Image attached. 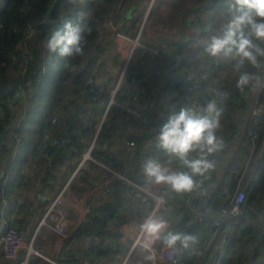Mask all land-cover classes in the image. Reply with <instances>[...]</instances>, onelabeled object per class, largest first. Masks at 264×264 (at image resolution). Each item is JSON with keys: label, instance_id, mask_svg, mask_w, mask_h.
Instances as JSON below:
<instances>
[{"label": "crops", "instance_id": "1", "mask_svg": "<svg viewBox=\"0 0 264 264\" xmlns=\"http://www.w3.org/2000/svg\"><path fill=\"white\" fill-rule=\"evenodd\" d=\"M139 1L144 6V11L136 34L129 35L120 30L121 33H119L106 23V29L111 34V41L104 43L101 47L102 51H99L95 56V58H100L99 69L96 73L97 81L109 91L115 86L124 64V58L133 46V38L138 36L140 30V45L136 46V49L145 47L149 50V47H160V52L156 55V58L150 60V64L142 68L146 75L141 80L150 79L149 86H152V94H141L142 101L136 102L135 106L128 104L130 108L138 109L140 114L126 109L129 114L118 115L110 129V137L104 144L109 154L120 158L121 163L117 168L134 180H140L144 176L142 167L145 162L144 155L160 130L161 106L171 99H176L178 100L174 112L176 113L185 104V95L182 96L181 94L182 91H185L184 84L179 83L176 88L173 86L176 74L172 62L179 50L175 41H185L189 36H196L195 34L199 37L201 35L199 33L202 32L203 28L208 30L199 39L200 44L203 46L213 34L209 26L213 24L215 29L218 27L224 9L231 2V0ZM129 2L130 5L117 18L118 20L113 19L119 28L120 21L123 23L126 19H132L134 16L136 6L131 3V0ZM197 17L201 18V23L196 22ZM260 43L264 46V42ZM191 52L189 55L192 57L190 66L196 72H200L210 65L211 58L203 54L202 47H197ZM261 60L264 62V58H261ZM51 62L48 66L49 69L52 68ZM156 73L159 75H154ZM260 75L262 82L258 85V88L262 89L264 86V72H260ZM56 77V69L51 78L48 79L45 78V74L39 72L33 80V96L28 98L27 92L23 91L15 98L16 104L13 111L17 118L24 115V119L21 122L19 137L12 153V164L1 170L8 171L10 175L9 183L5 187V216L18 227L26 228V237L30 240L39 227L41 217L46 213L52 201L65 188L59 206L74 224V229L68 238L61 239L56 231L49 226H41L35 245L45 254L51 257H60L65 264H169L167 261L157 263L159 259L163 258L165 252L161 242L157 241L154 249L150 250L144 248L141 244H136L134 241L140 232V224L151 212L152 204L145 202L130 183L112 177L111 170L107 166L109 156L98 159L93 155L94 159L89 166L77 171L80 161L78 153L72 150V154L69 156L65 151L64 161L53 167V170L56 169L53 171L56 176H49L46 179L49 161L46 162L45 160L44 164L41 161L44 155L35 154V148L31 149V146L37 135V130L43 125L44 117H41L40 113H47L51 107ZM45 80L47 82L44 84ZM140 84L139 81L132 86L134 93L139 90ZM260 93L261 90L252 92L245 89L243 95L249 98L250 105L236 115L232 121L235 126L234 129L223 136L225 147L220 151L222 158L215 168L210 169L208 172L209 195L211 197L216 193L223 195L224 187L231 188L234 184H236L235 189L240 187L247 190L248 185L255 180L258 171L262 167L264 144L259 145L249 163L251 144L246 137L250 124L251 109ZM210 95L212 100H217L211 93ZM72 96L74 97V95ZM151 98L156 102L155 106L150 104L149 100ZM80 103L84 105L82 117H90L97 110L100 112L98 124L93 131L82 132V126H76L75 131L79 137V146L77 147L85 152L91 144L97 142L104 115L103 106L92 102L85 87L76 104L70 110V120ZM217 103L219 104L220 101L217 100ZM55 114L59 117L58 113ZM62 122V117H59L56 121H53L52 118V125L46 130L50 138L45 139L43 135L44 143L55 146L52 138L65 136L68 126L61 134ZM128 124L132 125L130 130L127 128ZM263 132L264 128L262 134ZM130 136L135 139L136 145L128 143ZM11 137L13 138V136ZM43 147L45 152L46 145ZM192 155L196 156L195 153ZM46 157L51 161L52 156L50 154H47ZM208 158L210 159V156ZM160 160L164 163H173L174 171H186L187 169L178 158L171 156L164 150ZM247 164L249 166L246 169ZM232 166H236L238 171L231 173L230 168ZM90 167L93 168L91 171L92 176L87 174ZM193 195L194 193H176L170 186L169 196L178 202H184V207L172 205L158 210V216L164 218L167 222L165 233L172 230L179 231V221L184 210L195 208L197 211H202L199 204L200 206L204 205V200L200 198L197 206L193 201ZM2 204L3 201L0 197V212ZM118 205H121L120 209H118ZM105 208H112L113 210L112 217L108 222H105L102 213ZM242 222L244 224L240 223L233 227L232 243L230 248L227 249L229 254L226 256L229 258L224 259L222 264H228L236 254H242L244 251L257 261H261L264 256V249L260 241L264 233V213L260 214L254 211L244 213ZM239 225L248 226L249 228L245 232L239 231L236 233ZM224 234L225 232L221 231L219 238L210 246L208 251L210 253L202 257L205 264H211L214 255L221 251V238L223 239ZM194 237L195 242H190L187 249L181 247L178 250L181 255L191 247L207 248L212 239V231L205 226H199ZM91 239H97V244L92 249L88 247ZM200 239H202L201 242H199ZM216 242L220 244V247L215 246ZM149 255L155 256L154 262L145 259ZM34 260L37 264H52L45 257L39 255L34 256ZM3 261L4 255L0 252V264Z\"/></svg>", "mask_w": 264, "mask_h": 264}, {"label": "trees", "instance_id": "2", "mask_svg": "<svg viewBox=\"0 0 264 264\" xmlns=\"http://www.w3.org/2000/svg\"><path fill=\"white\" fill-rule=\"evenodd\" d=\"M52 1L53 0H0V103L4 99L12 97L20 85H25L27 83L28 73H24L21 68L25 49H28V55L31 57L28 71L33 70L32 76L34 78L39 73L42 67V51L39 47V42L49 31V26L44 22V16ZM136 1L131 0V3L136 6L133 18L126 19L123 23L120 21V28L118 26V30L129 35L136 34L142 21L144 6L141 5L139 0ZM128 5H130L129 0H84L83 3H81V0H75V2H73V0H58L57 2L52 15L53 17H57L61 11H66V16L73 19L74 23L79 22L84 27H91L92 31L90 33H84L85 49L83 56L60 57L58 53L51 52L52 68H47L43 73L45 74V78L48 79L51 78L54 70H57V80H55L54 83L51 107L48 109L47 113H40V116L44 117L43 125L37 130V135L33 139L31 146V149L35 148V154L44 155V158L41 160L44 164L45 160L46 162L49 161L46 179H48L49 176H56L53 173V166L63 162L66 153L61 145L54 146L50 143H44L43 135L47 128L52 125L53 116H57L55 113H58L59 117L63 118L61 134L67 126H69L70 110L74 104H76L82 90L85 89V87L87 88L86 80L91 72V61L95 59L102 45L111 41V34L106 29V22L112 16H114V19L117 21V18L121 16ZM78 12L84 14L83 19L79 21L76 20ZM207 31V29L202 28V32L199 33L201 34L200 36L205 35ZM195 35L196 36L187 37L185 41H175V44L184 54L186 62L189 65H191L192 61V57L189 56L190 52L197 47H202L199 41L200 36L197 37L198 35ZM148 53L149 50L145 47H138L136 49L134 54L136 57L134 56L130 60L124 81L116 94L118 101H126L131 106L136 105V102L132 100L129 95H126L127 87L130 85V79L133 76L139 77L141 84L150 87V79L141 80V78L146 75L142 68L150 64ZM241 70L252 71V68L245 65ZM154 75L158 76L159 74L156 73ZM236 75L237 72L234 69L233 62L224 59H221L220 65L213 75V79L218 81L228 94L227 99L222 104V127L218 135L225 136L229 134V132H232L235 127L232 121L236 115L240 114L250 105L249 98L241 94L235 88ZM45 82L47 81L45 80L44 84ZM152 84H154V82H152ZM262 89H264V86ZM204 91L205 99L209 102L212 100L209 87ZM185 93V91H182V96H184ZM72 95H74V97ZM140 100L138 102H140ZM259 100L264 104V90H261ZM99 113L100 112L97 110L90 115V117H82L72 124L70 145L79 146V137L75 131L76 126H82V132L93 131L98 124L100 118ZM11 114V110H0V170L11 166L13 161L12 153L17 137L13 136L12 138L8 133V122ZM124 114L129 113L119 104H113L111 106L110 112L101 126L96 145L92 151L96 158L102 159L113 155L109 154L104 144L110 137V129L113 126L114 120H116L118 115ZM20 128L21 126H19L17 130L18 134L20 133ZM262 144H264V132L260 140V145ZM44 145H46L45 152ZM47 154L52 156L51 161L47 159ZM92 169L93 168L90 167L87 170V174L90 176H92ZM250 174L253 175L252 172H250ZM257 174L255 180L250 183L247 188L248 204L254 202L261 203L264 201V164ZM235 187L236 184L231 186V191H234ZM227 200L228 199L221 194H213L210 200V206L213 209H219L222 205L227 203ZM249 211L250 210L247 209L245 213ZM242 224L244 223L242 222ZM242 226L243 225L237 226L236 233L239 231L245 232V230L249 228L248 226ZM240 260L241 253L236 254L228 264H240Z\"/></svg>", "mask_w": 264, "mask_h": 264}, {"label": "built area", "instance_id": "3", "mask_svg": "<svg viewBox=\"0 0 264 264\" xmlns=\"http://www.w3.org/2000/svg\"><path fill=\"white\" fill-rule=\"evenodd\" d=\"M113 19L114 16L110 17L106 23L109 24L114 30L121 33L118 30V26ZM201 21L202 20L200 17L196 18V22L201 23ZM209 27H210V31L213 32L215 26L211 24ZM140 32L141 30L139 31L138 36L133 38L134 40L133 46L129 50L128 54L125 56L122 70L119 74L115 86L111 90L107 91L104 88V86L97 81L96 73L97 70L99 69L100 58L96 57L91 61V72L86 80L87 91L89 93V97L92 100V102L103 106L104 117L102 120V125L106 120V117L110 112V108L113 104H119L120 106H122L123 108L129 111H133L136 114H140V111H138V109L136 110L130 108L126 101H118L116 97V94L124 81L125 73L127 71L130 60L133 57L132 55L136 49V46L140 45V41H139ZM100 51H102L101 48ZM159 52H160V47L158 46L149 47L148 59L154 60ZM42 53H43L41 59L42 67L39 72L44 73L47 70L48 66L50 65L52 56H51V52H49L47 48H44L42 50ZM30 58L31 57L28 55V49H25L23 53V61L21 62V68L24 73L26 72L28 73L27 83L25 85H20L17 88V90L14 92L12 97H8L0 103V110L12 111V114L10 115L8 122V133L11 136H16L17 138L19 137L17 130L24 119V115H21L19 116V118H17L16 114L13 112V107L16 104L15 98L19 96L20 93L23 91H26L28 94V98H31L34 92V88H33L34 77L32 76L33 70L28 71L29 69L28 67L31 63ZM220 61L221 59L211 58L210 65L208 67L204 68L200 72H196L186 62V57L184 56V54L180 50L177 51L176 56H174V60L172 62V67L176 74L173 86L176 88L179 83H183L185 86V92H186L185 102H184L185 104L183 105V107L193 108L198 111L202 107L206 106L207 101L205 99L206 98L205 91L202 84L203 80H207L208 82L207 87H209L210 93L213 96H215L217 100L219 101L221 100L223 94L226 93V90L221 86L220 83H218V81L213 79L214 72L218 69L220 65ZM252 71H256V70L252 69ZM139 81H140L139 77L133 76L130 79V83H129L130 85L127 87L126 95H129V97L133 99L135 102H138L140 100L141 94L144 93L151 95L153 92V89L151 87L140 84L139 90L134 93L132 91V86L135 83H138ZM26 85H28L29 87H27ZM226 99H224L223 103L225 102ZM149 101L150 104L154 106L156 105V102L154 101L153 98H151ZM177 103L178 100L171 99L167 101L165 105L161 106L160 108L161 125L167 121L170 114L175 112L177 108ZM56 120H58V117L53 116V121ZM127 128L130 130L132 128V125L128 124ZM263 128H264V104L260 102L258 97L251 109L250 124L246 132V137L251 144V151L249 153V163L253 159L256 149L260 145ZM158 134L159 132L157 133L155 140L151 143L150 147L146 151L144 155V161H146L149 158H154L158 160L163 167L169 169L170 171H174L175 168L173 163H164L160 160V156L163 153V149L159 147V142L157 139ZM44 138L45 139L50 138L49 133L46 131L44 133ZM52 142L55 145H61L64 147L66 144V139L65 137L62 138L53 137ZM128 143L131 145H136V141L132 136L128 138ZM95 145L96 143L91 144L89 146V149L85 152L79 150V148L76 145H70L71 149L76 151L79 155L80 161L77 171H80L83 168L89 166V164L93 161L94 156L92 151ZM221 158L222 156L220 151L210 155V159L214 160L216 164L220 162ZM120 163L121 160L118 156L115 155L109 156L107 166L111 170L112 177L119 178L130 183L145 202H150L152 204V209L151 212L149 213V216L154 215L158 218L165 220L164 218L158 216V210L160 208H164V207L168 208L171 207L172 205L174 206L177 205L178 207L181 208L184 207V202H178L169 196L170 185L163 183L156 184L154 183V177L150 178L145 176V174L142 179L134 180L133 178L122 173L117 168L120 165ZM263 164H264V159L261 160V166H263ZM54 166H57V164H55ZM248 166L249 164L246 165V169L248 168ZM237 169L238 168L236 166H232L230 168V172L235 173L238 171ZM55 170L56 169L54 168L53 171ZM186 171L189 170L186 169ZM206 175L208 176V179L204 180V188H206L207 191L200 192L201 194L200 198L204 200V206L206 207L205 211L200 212L197 211V209L195 208H193L192 210L186 209V211H189L192 214V216L198 218L199 226H205L212 231V239L211 242L209 243L210 245L207 248L191 247L189 248L188 251H186L182 255L177 251L171 258L168 257V253L165 250L163 254V258L159 259L157 263L167 261L169 262V264H205L204 259L202 261V257L210 253L208 252L210 246L214 244V241H216L219 238L221 231H224L225 234L223 235V239L221 238L222 249L219 253L214 255V257L211 260V264H222L224 259L229 258L226 256L229 254L227 249L230 248L232 243L233 227L237 224L242 223L243 215L245 211L249 209L250 211H254L256 213H260V214L264 213V201L261 203L254 202L248 204L247 190L238 187L234 191H231L230 187L228 186H225L223 189V196L226 199H228L227 203L222 205L219 209H213L209 204V199H210L209 174L207 173ZM9 177L10 175L8 171L0 170V197L3 201L0 212V252H2L4 255V261L2 262V264H37L36 261L34 260V256L36 255L45 257L52 264H65L60 257L48 256L47 254H45V252L37 248V246L35 245V240L37 234L39 233V228L44 225L49 226L50 228L55 230L59 238L61 239L68 238L71 235L74 229V224L72 223L70 218L66 216V214L61 210L59 206L65 188H63L60 194L52 201L46 213L41 217L39 222V227L35 231L34 236L30 240H28L26 237L27 229L18 227L13 222H10L8 217H6L4 214L5 206H6L5 187L9 183L10 180ZM203 194H207V195H203ZM117 207L118 209H120L121 205H118ZM89 211L91 212L90 209ZM102 213L105 222H108L112 217L113 210L112 208H105L102 210ZM134 241L136 242V244L144 245V240L142 238L141 231L135 237ZM260 241L262 248L264 249V233L262 234ZM156 243L153 244L149 249L150 250L154 249ZM96 244H97V239H91V241L88 244V247L92 249ZM240 264H264V256L261 261H257L253 259V257L250 256L246 251H244L241 254Z\"/></svg>", "mask_w": 264, "mask_h": 264}, {"label": "clouds", "instance_id": "4", "mask_svg": "<svg viewBox=\"0 0 264 264\" xmlns=\"http://www.w3.org/2000/svg\"><path fill=\"white\" fill-rule=\"evenodd\" d=\"M83 16L82 12H78L76 20L83 19ZM91 31V27H84L67 16H60L51 21L47 49L58 53L60 57L83 56L84 33ZM260 42H264V0H231L224 9L218 27L203 44L202 52L210 58L233 62L237 72L235 88L241 94L245 93V89L258 92L264 90L258 88L262 82L260 72H264V62L261 60L264 58V46ZM245 65L256 71L241 70ZM227 95L223 94L219 104L217 100H210L198 111L182 107L170 114L160 126L157 137L159 147L178 158L189 171H170L158 160L149 158L142 166L145 176L154 177L156 184L170 185L176 193L206 192V174L216 166L215 161L208 157L225 147L224 137L218 132L222 127V104ZM166 227L165 220L154 215L146 217L140 224L143 247L149 249L159 241L171 258L181 247L187 249L190 242H195V237L186 232L172 230L165 233ZM145 259L154 262L155 256L149 255Z\"/></svg>", "mask_w": 264, "mask_h": 264}, {"label": "water", "instance_id": "5", "mask_svg": "<svg viewBox=\"0 0 264 264\" xmlns=\"http://www.w3.org/2000/svg\"><path fill=\"white\" fill-rule=\"evenodd\" d=\"M57 2L58 0H53L52 3L50 4L45 16H44V22L49 26V31L48 33L45 35V37L43 38L44 41L46 42L47 39L49 38V33H50V30H51V21L53 19H58L60 16H66L67 12L66 11H61L60 14L57 16V17H53V12L56 8V5H57ZM203 84V87L204 88H207V85H208V82L207 80H203L202 82ZM83 110H84V105L82 103L78 104L77 108L75 109L72 117H71V120H70V124L66 130V133H65V139H66V144L65 146L63 147L64 150L67 152V154L69 156H71L72 154V149L70 147V131H71V127H72V124L75 123L79 118L82 117L83 115ZM203 195H207V194H203ZM200 196L201 194L200 193H195L193 195V201L195 203V205L198 206L199 204V199H200ZM209 198L211 199L212 197L209 196ZM200 209L202 211H205L206 207L204 205L202 206H199ZM198 228H199V220L198 218L192 216V214L189 212V211H184L182 213V216H181V219L179 221V231L181 232H186L188 234H191V235H195L198 231Z\"/></svg>", "mask_w": 264, "mask_h": 264}, {"label": "rangeland", "instance_id": "6", "mask_svg": "<svg viewBox=\"0 0 264 264\" xmlns=\"http://www.w3.org/2000/svg\"><path fill=\"white\" fill-rule=\"evenodd\" d=\"M135 1V0H134ZM39 47L41 48V51L44 49V48H47V45H46V42L44 41V39H42L40 42H39ZM42 56H43V53H42ZM41 70V69H40ZM39 70V71H40ZM36 72V71H35ZM36 88V87H35ZM31 91V90H30ZM28 96V95H27ZM15 108V107H14ZM14 112V111H13ZM15 113V112H14ZM205 239H207V237H205ZM209 240V239H208ZM202 239L199 240V242H201ZM216 247H220V244L218 242H216Z\"/></svg>", "mask_w": 264, "mask_h": 264}]
</instances>
